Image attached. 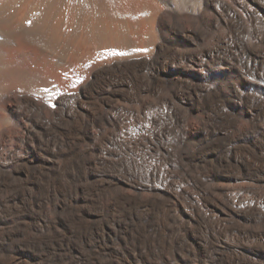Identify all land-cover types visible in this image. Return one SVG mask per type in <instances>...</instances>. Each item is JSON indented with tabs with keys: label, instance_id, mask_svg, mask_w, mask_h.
<instances>
[{
	"label": "bare ground",
	"instance_id": "1",
	"mask_svg": "<svg viewBox=\"0 0 264 264\" xmlns=\"http://www.w3.org/2000/svg\"><path fill=\"white\" fill-rule=\"evenodd\" d=\"M0 264H264V0H0Z\"/></svg>",
	"mask_w": 264,
	"mask_h": 264
},
{
	"label": "rangeland",
	"instance_id": "2",
	"mask_svg": "<svg viewBox=\"0 0 264 264\" xmlns=\"http://www.w3.org/2000/svg\"><path fill=\"white\" fill-rule=\"evenodd\" d=\"M57 80H58V82H59L60 85L63 83V78L62 77L59 76ZM65 87H63V88H65Z\"/></svg>",
	"mask_w": 264,
	"mask_h": 264
}]
</instances>
